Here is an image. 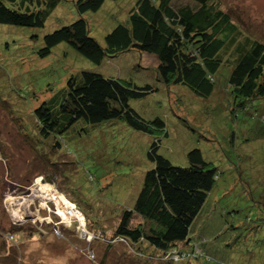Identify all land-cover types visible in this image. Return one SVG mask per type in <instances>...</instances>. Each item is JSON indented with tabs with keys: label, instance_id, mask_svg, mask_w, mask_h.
<instances>
[{
	"label": "rangeland",
	"instance_id": "1",
	"mask_svg": "<svg viewBox=\"0 0 264 264\" xmlns=\"http://www.w3.org/2000/svg\"><path fill=\"white\" fill-rule=\"evenodd\" d=\"M2 1L18 11L43 9L48 14L42 27L0 23V264H162L136 258L118 237L112 243L123 212L134 204L144 172L152 167L145 157V144L137 141L131 148L136 132L124 123L125 127L118 128L112 124L102 129L106 139L92 140L90 134L77 140L85 125L80 119L62 134L43 139L31 120L41 102L62 119L60 105L67 97V79L80 81L82 70L159 87L151 70L156 55L131 49L94 65L65 41L40 55L45 33L79 17L74 0H55L54 8L49 0L40 5L35 0ZM217 1L239 26L245 25L242 43L249 31L264 41V0ZM130 2L107 0L94 17L84 14L89 35L103 45L112 24L126 16ZM173 2L194 4L193 0ZM237 56L236 50L233 57ZM224 84L221 78L219 87ZM162 87L131 101L143 118L164 119L168 136L161 139L159 152L180 166L190 164L186 151L191 148H201L204 158L218 165L238 163L241 150L232 133L236 132V144L241 147L246 138L256 135L257 120L243 111L235 114L224 89L211 99V105L188 89L177 90L175 98ZM50 140L54 145L44 147ZM253 144L264 155V140ZM232 176L241 179L236 169ZM221 194L212 214L201 216L192 226L197 238L206 237L212 261L172 264H264V216L260 215L264 185L254 188L239 181ZM238 206L245 208L244 216L231 212ZM71 209L75 216L67 215ZM138 221L133 216L131 226Z\"/></svg>",
	"mask_w": 264,
	"mask_h": 264
},
{
	"label": "trees",
	"instance_id": "2",
	"mask_svg": "<svg viewBox=\"0 0 264 264\" xmlns=\"http://www.w3.org/2000/svg\"><path fill=\"white\" fill-rule=\"evenodd\" d=\"M35 1L39 5L42 2ZM49 1L51 8L58 3ZM105 1L74 0L79 17L45 33L39 54L50 53L63 41L94 65L131 49L155 54L157 62L151 70L161 89L165 85L168 94L175 98L177 90L188 89L194 97L210 101L224 89L235 114L243 111L257 120L259 126L254 128L257 133L251 136L253 140L246 138L240 147L236 132L232 133L234 144L241 150L238 163L233 162L232 167L207 161L201 148L187 149L188 166L175 165L159 152L161 139L168 136L164 119H145L131 105L132 100L143 99L159 87L105 77L91 70H82L80 81L75 77L67 79V97L60 105L62 119L53 114L46 102H41L34 108L31 120L43 139L62 134L80 119L85 125L75 137L77 140L87 139L90 134L94 135L92 140L106 139L102 129L112 124L132 128L136 134H132L131 148L137 141L145 144V157L152 167L144 172L134 204L123 212L112 243H117L116 237L122 239L134 256L145 262H211L207 239L197 238L196 231L192 233L193 224L201 216L211 215L218 195L232 190L237 182L254 188L264 185V155L253 144L264 140V41L249 31L242 43L241 28L245 25L239 26L217 0H193L194 4L186 5H175L174 0H130L126 16L112 24L101 45L89 35L84 14L94 17ZM47 14L43 9L18 11L0 0V23L42 27ZM236 50L238 56L233 57ZM221 78L225 84L219 87ZM52 143L50 140L44 147H51ZM54 143L61 146L59 141ZM261 146L264 153V145ZM226 169L230 171L227 173ZM234 169L241 175L240 180L233 178ZM244 209L238 206L231 212L242 216ZM260 215L264 216V211ZM133 216L139 219L135 226H131Z\"/></svg>",
	"mask_w": 264,
	"mask_h": 264
},
{
	"label": "bare ground",
	"instance_id": "3",
	"mask_svg": "<svg viewBox=\"0 0 264 264\" xmlns=\"http://www.w3.org/2000/svg\"><path fill=\"white\" fill-rule=\"evenodd\" d=\"M69 202H70V201H69ZM70 203H71L70 205L73 207V203H72V202H70ZM72 207H71V208H72ZM73 208H74V207H73ZM75 209H76V208H75ZM77 212H78V210H77ZM67 215H69L70 217L75 216V215H74V211H73V209L69 210V213H67ZM81 215H82V214H81Z\"/></svg>",
	"mask_w": 264,
	"mask_h": 264
}]
</instances>
